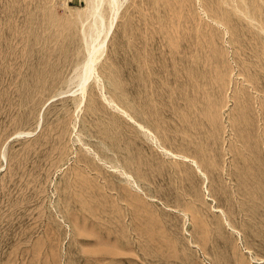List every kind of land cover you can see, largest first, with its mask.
<instances>
[{"label":"rangeland","instance_id":"374dc122","mask_svg":"<svg viewBox=\"0 0 264 264\" xmlns=\"http://www.w3.org/2000/svg\"><path fill=\"white\" fill-rule=\"evenodd\" d=\"M120 1L82 96L86 0H0V264H264V0Z\"/></svg>","mask_w":264,"mask_h":264},{"label":"bare ground","instance_id":"6f19581e","mask_svg":"<svg viewBox=\"0 0 264 264\" xmlns=\"http://www.w3.org/2000/svg\"><path fill=\"white\" fill-rule=\"evenodd\" d=\"M103 2H105V0H86L87 17L91 18V22L89 24L87 23L88 24L87 26H84L82 24L80 26L82 39H83V41L85 43L86 55H85L84 59L81 61V63L78 64L77 67H75L76 69H75V72H74L75 73L74 77H78L77 88L75 89V91L78 90L82 94V96L84 95L86 83L88 82V80L93 75L97 76L96 69H95V62L98 59L99 55L103 51L102 47H104L103 46L104 40H102L101 37H100L101 33L104 30H106L105 23H104V16H103V13H102V10H101V6H102ZM119 2H121V1L120 0H106V3H108L109 9L113 13L116 11L117 8H119ZM243 11H244V8H243ZM114 16H116V15H114ZM233 17H235V16H233ZM111 19L113 21L114 17L111 18ZM157 20H158V18H157ZM112 21L108 25V28L106 30L107 32L104 35V38H106L108 32L112 28V24H113ZM229 31H230V29H229ZM88 37H89V39L87 40ZM98 80H99V78H98ZM72 92H73V90H72ZM154 139H155V136H154Z\"/></svg>","mask_w":264,"mask_h":264}]
</instances>
